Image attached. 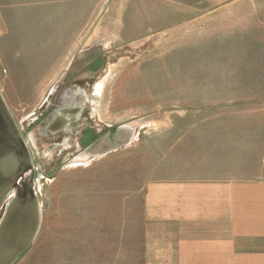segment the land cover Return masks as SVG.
<instances>
[{
    "label": "rangeland",
    "instance_id": "obj_1",
    "mask_svg": "<svg viewBox=\"0 0 264 264\" xmlns=\"http://www.w3.org/2000/svg\"><path fill=\"white\" fill-rule=\"evenodd\" d=\"M23 2L0 0V93L17 124L30 121L73 58L94 45L109 60L96 78L94 109L109 103L105 121L133 129L129 144L92 164L38 157L49 165L34 184L40 227L14 264H79L80 243L111 231L101 211L142 206L143 183L159 174L162 146L173 138L166 129L228 110L224 94L233 92L243 96L237 108H264V24L244 0H88L55 9L59 22L47 31L48 11ZM123 67L128 74L110 88L107 77Z\"/></svg>",
    "mask_w": 264,
    "mask_h": 264
},
{
    "label": "crops",
    "instance_id": "obj_2",
    "mask_svg": "<svg viewBox=\"0 0 264 264\" xmlns=\"http://www.w3.org/2000/svg\"><path fill=\"white\" fill-rule=\"evenodd\" d=\"M23 1L22 7L48 11L41 22L47 31L59 22L55 9L88 3ZM245 3L264 24V0ZM127 74L123 67L107 77L109 87ZM97 86L99 94L101 81ZM242 100L237 92L224 94L228 110L197 115L190 128L166 129L173 138L162 146L159 174L143 183L142 206L101 211L111 231L97 229L95 240L80 243L79 264H264V108H237ZM99 106L98 118L110 123L102 111L109 103Z\"/></svg>",
    "mask_w": 264,
    "mask_h": 264
},
{
    "label": "flooded vegetation",
    "instance_id": "obj_3",
    "mask_svg": "<svg viewBox=\"0 0 264 264\" xmlns=\"http://www.w3.org/2000/svg\"><path fill=\"white\" fill-rule=\"evenodd\" d=\"M108 61L101 47L83 49L48 90L30 121L22 127L15 121L32 163L25 178L33 181L36 194L35 179L44 178L49 166L40 163V154L52 153L51 165H83L120 150L124 137L119 125L100 120L94 109L96 78Z\"/></svg>",
    "mask_w": 264,
    "mask_h": 264
},
{
    "label": "water",
    "instance_id": "obj_4",
    "mask_svg": "<svg viewBox=\"0 0 264 264\" xmlns=\"http://www.w3.org/2000/svg\"><path fill=\"white\" fill-rule=\"evenodd\" d=\"M120 129L123 146L133 129ZM31 169L25 142L0 93V264H14L39 231L40 202L33 181L25 178Z\"/></svg>",
    "mask_w": 264,
    "mask_h": 264
}]
</instances>
